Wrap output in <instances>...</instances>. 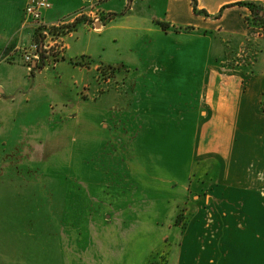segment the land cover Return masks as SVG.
<instances>
[{
	"label": "crops",
	"instance_id": "1",
	"mask_svg": "<svg viewBox=\"0 0 264 264\" xmlns=\"http://www.w3.org/2000/svg\"><path fill=\"white\" fill-rule=\"evenodd\" d=\"M196 1L209 17L195 12L193 0H48V26L72 21L98 3L120 15L61 34L66 59L50 71L29 68L22 59L34 32L24 25L29 0H0V138L21 112L42 105L40 96L61 102L59 94L86 82L93 69L70 63L86 56L153 72L158 97L150 99L140 136L146 149L159 146L161 159L184 160L173 174L181 181L158 188L175 204L166 227L163 219L153 225L149 202L130 205L146 207L137 227L128 206H114L97 214L107 230L45 232L42 238L60 240L63 249L44 264H264V29L250 26V9L236 5L264 0ZM229 47L240 48L234 67L224 62ZM106 95L101 98L115 94ZM8 258L16 264L13 254L0 257V264H11Z\"/></svg>",
	"mask_w": 264,
	"mask_h": 264
},
{
	"label": "rangeland",
	"instance_id": "2",
	"mask_svg": "<svg viewBox=\"0 0 264 264\" xmlns=\"http://www.w3.org/2000/svg\"><path fill=\"white\" fill-rule=\"evenodd\" d=\"M118 16L107 12L103 4H94L53 33L69 32L78 23L96 28ZM64 48L59 41L39 68L55 71V64L66 59ZM239 52L240 48L229 47L225 64L234 67L242 59ZM70 63L86 72L93 69L86 82L74 84L69 95L59 94L61 102L40 96L37 102L42 105L21 112L9 134L0 138V236L4 237L0 257L13 254L16 264H44V258L60 255V240L42 238L47 231L107 230L99 225L97 214L114 206H128L126 215L133 226L139 225L146 207L131 204L149 202L153 225L163 219L166 227L173 217L175 204L158 188L164 182L181 181L182 176L175 180L173 174L184 160L161 159L159 146L149 144L146 149L147 141L140 136L150 99L155 102L158 97L153 72L128 70L86 56ZM110 92L115 95L107 98ZM93 105L100 108L95 110ZM193 194L188 196L191 202ZM185 210H180L179 222L185 220Z\"/></svg>",
	"mask_w": 264,
	"mask_h": 264
},
{
	"label": "built area",
	"instance_id": "3",
	"mask_svg": "<svg viewBox=\"0 0 264 264\" xmlns=\"http://www.w3.org/2000/svg\"><path fill=\"white\" fill-rule=\"evenodd\" d=\"M51 4L48 0H29L24 11V25L33 28L31 43L22 48V59L29 68H32L34 63L42 64L46 57L50 56L51 48L59 41L61 35H55L53 29H61L62 24L48 26L43 23V13L51 9ZM51 38V43H49Z\"/></svg>",
	"mask_w": 264,
	"mask_h": 264
},
{
	"label": "trees",
	"instance_id": "4",
	"mask_svg": "<svg viewBox=\"0 0 264 264\" xmlns=\"http://www.w3.org/2000/svg\"><path fill=\"white\" fill-rule=\"evenodd\" d=\"M236 5L240 6H246L250 9L251 15L246 18L247 23L255 28H261L264 29V5L260 3H254V2H245V3H238ZM193 6L194 10L197 14H202L206 17H209V14L206 11H200L198 9V3L196 0H193ZM221 16L218 15L217 17L219 18ZM161 26L163 27L164 30H168L169 26L166 23H161ZM37 64V68H38ZM264 109V105H263Z\"/></svg>",
	"mask_w": 264,
	"mask_h": 264
},
{
	"label": "water",
	"instance_id": "5",
	"mask_svg": "<svg viewBox=\"0 0 264 264\" xmlns=\"http://www.w3.org/2000/svg\"><path fill=\"white\" fill-rule=\"evenodd\" d=\"M35 64V67L37 66V64L36 63H34Z\"/></svg>",
	"mask_w": 264,
	"mask_h": 264
}]
</instances>
